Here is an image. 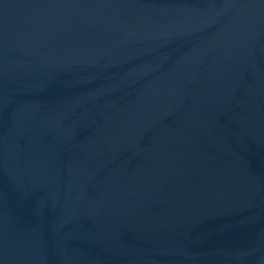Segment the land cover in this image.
<instances>
[{"label":"water","instance_id":"water-1","mask_svg":"<svg viewBox=\"0 0 264 264\" xmlns=\"http://www.w3.org/2000/svg\"><path fill=\"white\" fill-rule=\"evenodd\" d=\"M0 264H264V0H0Z\"/></svg>","mask_w":264,"mask_h":264}]
</instances>
